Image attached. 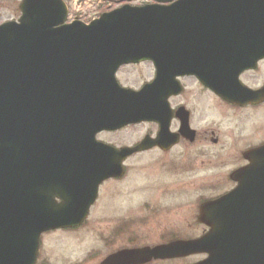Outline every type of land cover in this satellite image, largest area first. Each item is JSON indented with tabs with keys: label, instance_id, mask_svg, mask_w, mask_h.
Masks as SVG:
<instances>
[{
	"label": "water",
	"instance_id": "obj_1",
	"mask_svg": "<svg viewBox=\"0 0 264 264\" xmlns=\"http://www.w3.org/2000/svg\"><path fill=\"white\" fill-rule=\"evenodd\" d=\"M21 12L19 22L0 26V264H35L44 232L80 226L100 184L121 175L126 157L169 138L170 117L159 120L160 111L169 108L178 77L196 75L213 87L210 79L223 84L230 70L264 52V0L126 5L89 25H66L63 0H24ZM145 61L155 65V81L140 91L120 87L119 68ZM143 121L159 122L161 131L138 150L96 139ZM253 157L226 201L264 195V149ZM199 244L124 250L105 262L181 258L199 253ZM206 251L212 260L214 251Z\"/></svg>",
	"mask_w": 264,
	"mask_h": 264
},
{
	"label": "flooded vegetation",
	"instance_id": "obj_2",
	"mask_svg": "<svg viewBox=\"0 0 264 264\" xmlns=\"http://www.w3.org/2000/svg\"><path fill=\"white\" fill-rule=\"evenodd\" d=\"M120 1L122 4L139 6L158 4L157 0ZM177 1L170 0L161 4L171 5ZM247 64L241 71L230 70L232 74L223 84L216 78L210 79L213 87L196 75L178 77L176 92L173 91L175 93L167 99L169 108L160 111L163 115L159 120L164 117L167 121L170 117L166 135L169 138L162 145L138 150L126 157L121 163V175L106 179L100 185L97 200L90 208L88 219L81 226L44 232L39 240L35 264H120L105 261L124 250L157 247L179 241H199L201 244L211 232L217 234L210 243L199 244V253L176 259L152 260L144 264H264V195L232 196L240 202L226 201V197H229L227 195L239 187V182L234 179L236 174L248 168L253 155L259 149H264V52L257 61H248ZM143 66H148L151 72V78L145 84L152 83L156 70L150 62L122 67L118 72L119 82L125 86L120 77L124 68ZM168 92L169 89H164L162 94ZM187 126L189 128L182 132V128ZM127 128L136 129L137 132L145 129L136 141L125 146L137 149L147 137L158 138L161 125L157 121H148ZM176 139V143L172 144ZM179 148L181 152H178ZM201 148L205 149L203 153L198 152ZM196 156H201V159ZM218 156L223 166L229 167L226 176L217 180V184L212 182L210 188H201L209 181L198 183V178H195L193 181L197 189L188 190L186 175L193 177L191 171L197 165L201 169L212 166ZM132 168L149 181L143 185V191L139 185L135 190H131V187L129 189L132 195L139 196L141 192L142 206L124 212L102 213L105 219V228L100 238L103 248L108 251L119 242L124 246L107 254L100 262H92L90 259L81 262H51L49 258H43L46 243L51 236L73 235L89 226L96 206L101 201L107 202V196L115 188L120 187L121 191L129 183ZM163 172L179 173L184 176L179 180L183 183L171 189V185L162 177ZM163 192L172 196L173 205H158ZM188 200L192 201L190 206L185 205ZM56 202L60 204L62 200L56 198ZM182 212L186 214L184 218L180 216ZM109 215H116L114 222H108ZM154 221L164 229L158 234V243L140 246L136 236L139 228L143 224L151 225ZM206 250L214 251L212 260Z\"/></svg>",
	"mask_w": 264,
	"mask_h": 264
},
{
	"label": "rangeland",
	"instance_id": "obj_3",
	"mask_svg": "<svg viewBox=\"0 0 264 264\" xmlns=\"http://www.w3.org/2000/svg\"><path fill=\"white\" fill-rule=\"evenodd\" d=\"M22 1L23 0H0V23L8 20H17L21 15L19 6ZM65 1L67 2L68 0ZM120 77L125 87L137 90L151 78V72L148 66H143L141 68L129 67L124 68L121 71ZM144 131L145 129H141L137 132L136 129L127 128L117 133H102L99 135L98 139L117 147H125L136 141L137 137L141 136ZM204 151V148H201L200 151L198 150L200 153H203ZM178 152H181V148L178 149ZM193 152L194 151H192V154ZM196 158L201 159V156H196ZM132 163L133 162H131V165ZM207 167L208 168L206 169H201L200 166L197 165L194 170L191 171L193 177L186 175L188 190L194 191L197 189L193 181L195 178H198V183L209 181L201 188H210L212 182L217 184V182L222 180L226 176V173L229 172V167L223 166V162L219 160V156L212 166ZM162 177L171 185H169L171 189H173L172 187L182 184L183 182L179 180L184 178V176L179 175V173L172 174L170 172H163ZM146 179V176L142 173H136L134 168H132L128 180L129 183L125 185L121 191L120 187L115 188L107 196V202H105V200L101 201V203L96 206L90 219L89 226L85 230L73 235L58 234L51 236L50 241H47L46 243L43 258H49L51 262H81V260L83 261L85 259H90L92 262H100L107 254L112 253L116 249L122 248L124 245L121 242H119L115 248L109 249L108 251L103 248L100 238L105 228V219L103 218L102 213L105 211L124 212L142 206L143 199H141V192L139 196L136 194L132 195L129 193V189L131 187V190H135L136 186L139 185L140 189L143 191V185L149 182L146 181ZM109 190L111 191L112 187L109 188ZM171 197V195L163 192L162 199L158 202V205H173L174 203ZM191 204L192 201L188 200L185 205L190 206ZM115 216L116 215H109L108 222H114ZM180 216L184 218L186 214L182 212L180 213ZM172 221H174V219ZM162 230L164 229L161 228V224L156 221L151 225L143 224L136 234L139 245L144 246L158 243V234L162 233Z\"/></svg>",
	"mask_w": 264,
	"mask_h": 264
}]
</instances>
